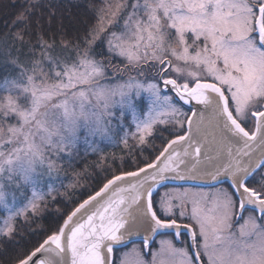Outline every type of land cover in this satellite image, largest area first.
Listing matches in <instances>:
<instances>
[{
    "label": "snow or ice",
    "instance_id": "6c2138e0",
    "mask_svg": "<svg viewBox=\"0 0 264 264\" xmlns=\"http://www.w3.org/2000/svg\"><path fill=\"white\" fill-rule=\"evenodd\" d=\"M94 19L59 52L41 35L0 82V264H114L128 243L120 264H264V0H102ZM129 117L127 158L105 160L110 174L58 208L54 228H32L56 201L39 178L81 131L111 140ZM168 181L194 186L157 201ZM157 235L173 239L153 251Z\"/></svg>",
    "mask_w": 264,
    "mask_h": 264
},
{
    "label": "trees",
    "instance_id": "16d2710c",
    "mask_svg": "<svg viewBox=\"0 0 264 264\" xmlns=\"http://www.w3.org/2000/svg\"><path fill=\"white\" fill-rule=\"evenodd\" d=\"M98 7H100L99 0H0V82L4 77L10 74L14 75L12 73L13 66L9 63L11 58L18 56L20 60H26L33 50L37 55L39 54L38 40L41 35L49 43L55 41L57 52L60 51L59 45L62 40L74 43L76 37L83 36L84 31L95 22V10ZM25 9H28L31 15L25 22L17 23V18ZM52 13L54 15L50 16ZM18 32L24 33L25 44L23 47L19 41L13 44L11 39ZM162 135L167 137L168 133H155L151 143L157 147L161 146L159 137ZM119 151L115 150L112 155L116 157L117 166L120 163ZM149 152H151L150 147L144 155L148 156ZM109 155L111 156V153ZM110 156H106L105 159L108 163L113 158ZM76 159L71 175L65 177V181L52 194L56 197V201L53 202L51 196L47 197L48 207L42 211L32 228H54L58 208L63 210L65 204H69L70 207L74 206L70 201L79 202L83 192L91 191L96 187L97 180L110 174L102 170L107 165L97 153H79L78 156L76 155ZM73 184L77 186L70 187ZM25 237H27V233H25ZM11 254V250H9L8 255Z\"/></svg>",
    "mask_w": 264,
    "mask_h": 264
},
{
    "label": "rangeland",
    "instance_id": "374dc122",
    "mask_svg": "<svg viewBox=\"0 0 264 264\" xmlns=\"http://www.w3.org/2000/svg\"><path fill=\"white\" fill-rule=\"evenodd\" d=\"M99 1L101 6L102 0ZM105 47L106 45H101L99 42H97L98 51ZM119 62H120L119 57L113 59V64H118ZM125 79H127V74H125ZM145 111H147L146 108ZM116 123H117L116 121H113L114 125H116ZM130 123H131V117H129L128 123L124 124L122 130L119 127L114 128L115 134L113 135V138L111 140L102 139L100 137H88L87 141H85L84 133L83 131H81L78 134L79 139L77 140L75 145L68 152L61 153L62 158L56 159V165H57L56 170L53 171L51 174L45 173L41 178H39L38 187L40 188V190L44 193H47L49 188H52L54 189L53 191L54 193L58 189V187L61 186L60 184L65 181L64 178L69 177L71 175V172L73 171L75 165V161H77L76 155L78 156L79 153H97L101 157V160L103 161H105L106 156H110L109 153H111L110 157H113L112 155H114L113 153L115 152V150H120L118 152L119 158L122 155L127 156V149L120 142V140L125 135L126 132L135 131L134 125L131 128H129ZM159 132L160 131L158 130V132L156 133ZM135 144L136 141H133L129 136V145L133 146ZM25 195L30 196L31 190L30 189L26 190ZM25 195H21L18 192L16 193L15 206L20 207L26 202ZM4 214H5L4 209L0 208V215H4Z\"/></svg>",
    "mask_w": 264,
    "mask_h": 264
},
{
    "label": "flooded vegetation",
    "instance_id": "af4514ba",
    "mask_svg": "<svg viewBox=\"0 0 264 264\" xmlns=\"http://www.w3.org/2000/svg\"><path fill=\"white\" fill-rule=\"evenodd\" d=\"M165 133H167V132H165ZM225 186L226 185H220L219 187H225ZM191 187H193V186L164 187L161 190H159V192L155 195V199L158 201L160 199L161 195H163L165 192L170 191V190H172L174 188H181V190H182L183 188H191ZM199 190H201V191H203L205 193L211 194L212 192L215 191V188H213L211 186H199ZM161 239H173V237L170 236V235L169 236L160 235V236L156 237L154 239V241L152 242V245H151L153 251H156V250L159 249V247H160L159 241ZM186 239H187L186 237H181V241H174V242L176 243L177 247H182L183 246L182 241H184ZM135 246L137 248H140L141 250H143V244L142 243H135ZM132 247H133V243L128 245V246H126V247H124V248L115 250L114 254H113V262H114V264H120V260L123 257V254L125 252H128ZM144 256H145L146 260L151 261L152 257H151L150 254L144 253Z\"/></svg>",
    "mask_w": 264,
    "mask_h": 264
},
{
    "label": "water",
    "instance_id": "95a60500",
    "mask_svg": "<svg viewBox=\"0 0 264 264\" xmlns=\"http://www.w3.org/2000/svg\"><path fill=\"white\" fill-rule=\"evenodd\" d=\"M193 107V105H183V108L185 109V110H189L190 108H192ZM189 114H190V112H189ZM179 187V186H194L193 185V183L191 182V181H188V182H181V181H168V182H165V185L164 186H161V187H159L158 188V190H157V193H158V191L160 190V189H162V188H164V187ZM199 186H210L209 184H200ZM156 193V194H157ZM155 194V195H156ZM158 236H160V235H157L156 237H158ZM155 237V238H156ZM154 238V239H155ZM154 239H153V241H154ZM152 241V242H153ZM134 243H142V239H139V238H134ZM130 244H132V243H128V244H126V245H119V246H117L116 247V249L115 250H117V249H121V248H124V247H126V246H128V245H130ZM114 250V251H115Z\"/></svg>",
    "mask_w": 264,
    "mask_h": 264
}]
</instances>
